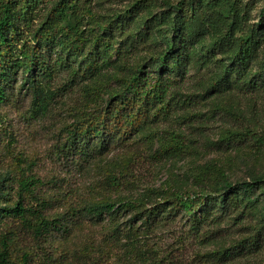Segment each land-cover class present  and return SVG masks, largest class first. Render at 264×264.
<instances>
[{
	"label": "trees",
	"instance_id": "trees-1",
	"mask_svg": "<svg viewBox=\"0 0 264 264\" xmlns=\"http://www.w3.org/2000/svg\"><path fill=\"white\" fill-rule=\"evenodd\" d=\"M88 2L0 0V264H179L157 236L180 226L206 244L232 214L250 218L246 235L196 256L222 264L261 248L264 173L232 181L204 167L194 189L166 181L135 196L121 191L133 184L134 152L170 159L192 150L163 126L186 104L173 84L192 52L217 69L207 93L242 80L264 87V0H143L108 19ZM157 3L161 14L129 32L138 10ZM249 3L260 5L252 24ZM161 24L165 32L147 43L156 54L133 60L136 40ZM71 96L80 98L70 105ZM26 103L20 115L39 133L34 151L18 145L10 118ZM247 138L262 143L264 133L222 135L227 144ZM110 154L120 158L108 162ZM94 167L104 169L99 178Z\"/></svg>",
	"mask_w": 264,
	"mask_h": 264
},
{
	"label": "rangeland",
	"instance_id": "rangeland-1",
	"mask_svg": "<svg viewBox=\"0 0 264 264\" xmlns=\"http://www.w3.org/2000/svg\"><path fill=\"white\" fill-rule=\"evenodd\" d=\"M49 0H47L48 2ZM55 1V0H52ZM136 1L143 4V0H89L96 14L108 18H114L118 13L132 6ZM173 3L179 0H170ZM251 0H243L246 4ZM259 4L249 3L246 10L249 12L250 24L257 21ZM163 6L157 3L151 7H142L138 10L134 22L126 25L129 32H138L144 26L146 20L153 15L161 14ZM160 29L161 32H157ZM163 24L149 28L150 35L147 42L138 39L135 44L133 60L147 62L156 54L147 43L156 38L154 33L165 32ZM124 40L123 38H120ZM210 35L204 41H209ZM199 54L192 52V60L188 63L184 74L174 82V88L186 104L179 106L172 120L164 121V129L177 131L185 142L192 146V150L178 158H158L149 154H141V150L128 161L126 179L133 184H125L122 193L137 195L144 192L146 187H160L164 182L182 189H194L195 175L204 167H217L232 181L249 179L251 175L264 173V138L263 142L253 138L244 141L227 144L222 140V135L229 129L244 131L252 129L260 134L264 133V87L246 88L242 81L229 91L207 93L209 76H215L217 69L212 62L202 64ZM258 62L253 63L255 69ZM79 96L70 97V105L77 102ZM28 104L22 105L19 111L10 112V118L15 121V128L19 133L18 145L34 151L38 146L36 136L39 133L31 132L28 128L30 120H25L20 114L25 113ZM37 154L43 155L44 151L37 149ZM143 153V152H142ZM120 156L110 154L109 161H116ZM107 163L104 167H108ZM104 171L101 167H94L93 178H99ZM219 175L217 180L222 178ZM249 217L239 219L236 214L223 221L221 231L214 235L209 243L201 244L197 236L191 235L185 227H172L165 231L157 241L166 251H172L179 264H207L196 256L198 251H211L219 245H230L244 237L248 232ZM212 227V226H211ZM181 246V247H180ZM180 247V248H179ZM242 255H234L230 259L220 261L222 264H264V243L258 250L243 252Z\"/></svg>",
	"mask_w": 264,
	"mask_h": 264
}]
</instances>
